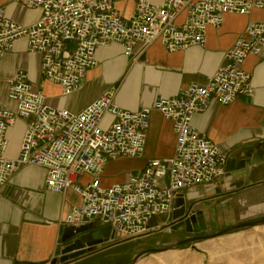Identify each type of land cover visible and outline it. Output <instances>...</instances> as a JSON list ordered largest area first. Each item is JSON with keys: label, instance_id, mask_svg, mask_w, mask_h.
Masks as SVG:
<instances>
[{"label": "built area", "instance_id": "obj_1", "mask_svg": "<svg viewBox=\"0 0 264 264\" xmlns=\"http://www.w3.org/2000/svg\"><path fill=\"white\" fill-rule=\"evenodd\" d=\"M17 1L41 15L32 25H18L0 8V60L25 40L27 52L41 56L42 77L58 85L63 97L82 91L88 72L97 67L100 48L117 45L132 62L156 42L168 53L204 49L208 29H220L226 15L251 17L256 10L264 11V0ZM120 2L134 4L130 16L119 12ZM249 56L264 59V22H248L225 52L224 65L205 85L190 84L174 97L158 96L152 106L137 112L123 111L114 103L116 87L79 113L55 109L24 72L16 73L8 82L13 109H0V189L24 167L43 168L48 192L62 197L72 192L81 202L57 224L75 230L102 223L111 227L113 245L148 235L157 217L169 224L179 195L211 187L225 174L228 155L199 134L192 121L212 102L229 106L253 96L252 77L242 69ZM154 111L173 123L174 156L151 160L126 182L103 187L109 163L143 156ZM107 117L112 121L104 127ZM19 121L26 123L25 134L18 156L9 159L7 134ZM84 176L90 180L81 182ZM161 179L167 182L159 183Z\"/></svg>", "mask_w": 264, "mask_h": 264}, {"label": "crops", "instance_id": "obj_2", "mask_svg": "<svg viewBox=\"0 0 264 264\" xmlns=\"http://www.w3.org/2000/svg\"><path fill=\"white\" fill-rule=\"evenodd\" d=\"M117 7L128 17L134 4L120 2ZM0 8L5 9L8 20L18 25H32L41 15L40 10L26 8L17 0H0ZM250 20L264 22V11L256 10L251 17L226 15L220 29H208L204 49L168 53L156 42L136 62L125 57L117 45L100 48L96 54L97 67L88 72L82 91L69 97H63L58 85L42 77L41 56L29 54L25 40H20L13 51L0 60V109H13L7 98L8 82L22 71L34 90L43 92L47 104L49 99L57 104V108L48 104L55 109L79 113L106 90L116 87L114 103L123 111H140L152 106L158 96L174 97L180 88L190 84L205 85L224 65L225 52L234 46ZM140 47L138 45L136 51ZM242 69L252 77L253 96L240 97L229 106L212 102L205 113L194 116L192 121L199 134L229 157L225 174L215 185L183 194L187 206L193 208L192 213L202 212L208 234L264 220V162L251 164L255 146L260 144L264 148V59L249 56ZM111 121L112 118L107 117L103 126ZM25 130L26 123L19 121L8 131L7 158L18 156ZM175 147L173 123L160 113L152 112L143 156L109 163L105 172L109 168L114 178L109 181L102 176V186L122 184L140 174L149 161L173 157ZM84 179L90 180L84 176L80 181ZM166 182V179L159 180L162 184ZM80 203L72 192L65 197L48 192L43 168L27 166L14 174L0 189V264H51L59 257L65 229L57 223ZM161 218L157 223L152 220L150 227H164L166 220ZM181 226L176 227L182 229ZM154 233L152 237L158 230ZM124 244L128 243L104 244L70 264H89L92 258Z\"/></svg>", "mask_w": 264, "mask_h": 264}, {"label": "rangeland", "instance_id": "obj_3", "mask_svg": "<svg viewBox=\"0 0 264 264\" xmlns=\"http://www.w3.org/2000/svg\"><path fill=\"white\" fill-rule=\"evenodd\" d=\"M161 1L153 0L155 3H161ZM42 90L44 89L42 88ZM48 104L57 108V104L52 99H49ZM103 177L111 181L114 175L107 168ZM161 220V217H157L152 223L161 222ZM171 224L170 219L169 224L162 228H151L152 231L148 235L134 241L124 242L128 244L108 250L107 254L96 259L92 258L89 260V264H130L133 258L143 251L168 247L176 242L196 236L186 233L182 226V229L176 227L177 225H172L166 229V226ZM161 229L166 230L162 233H156L155 237L151 236L155 234L154 231ZM197 248L198 250H192L191 245H188L177 250L175 255L167 253L157 257L148 256L142 260V264H264V228L260 230L252 228L203 242L198 244ZM158 258H161L162 261H159Z\"/></svg>", "mask_w": 264, "mask_h": 264}, {"label": "water", "instance_id": "obj_4", "mask_svg": "<svg viewBox=\"0 0 264 264\" xmlns=\"http://www.w3.org/2000/svg\"><path fill=\"white\" fill-rule=\"evenodd\" d=\"M263 162L264 148L262 145L258 144L253 150L251 164L255 165ZM192 211L193 208L187 206L184 196L179 195L176 199L175 211L171 217L172 224L166 226V229H169L172 225L181 224L186 233L196 236L176 242L168 247L143 251L136 255L130 264H137L148 256L177 251L188 245H191L192 250H198L197 245L200 243L219 239L256 227H264V220H261L239 224L214 234H206L208 229L202 212L192 213ZM165 230H158V233H162ZM113 240L114 233H112L111 227H105L102 223H90L75 230L72 228H65L64 235L61 238L59 257L55 258L51 264H70Z\"/></svg>", "mask_w": 264, "mask_h": 264}, {"label": "bare ground", "instance_id": "obj_5", "mask_svg": "<svg viewBox=\"0 0 264 264\" xmlns=\"http://www.w3.org/2000/svg\"><path fill=\"white\" fill-rule=\"evenodd\" d=\"M261 228H264V227H256L255 230H260ZM167 253H172V254L175 255V254H177V251H170V252H167ZM167 253H163V254H167ZM158 255H160V254H158ZM158 255H152V256H153V257H157ZM158 259H159V261H162L161 258H158ZM141 261H142V260H141ZM141 261H140V262H141ZM138 263H139V262H138ZM138 263H137V264H138ZM151 264H152V263H151Z\"/></svg>", "mask_w": 264, "mask_h": 264}, {"label": "flooded vegetation", "instance_id": "obj_6", "mask_svg": "<svg viewBox=\"0 0 264 264\" xmlns=\"http://www.w3.org/2000/svg\"><path fill=\"white\" fill-rule=\"evenodd\" d=\"M203 235H206V234H203Z\"/></svg>", "mask_w": 264, "mask_h": 264}]
</instances>
